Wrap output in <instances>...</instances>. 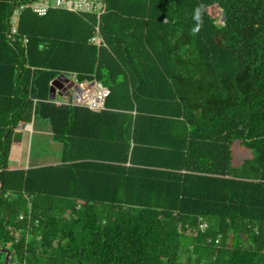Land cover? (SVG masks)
I'll list each match as a JSON object with an SVG mask.
<instances>
[{
    "label": "trees",
    "instance_id": "1",
    "mask_svg": "<svg viewBox=\"0 0 264 264\" xmlns=\"http://www.w3.org/2000/svg\"><path fill=\"white\" fill-rule=\"evenodd\" d=\"M29 1L0 0L9 264H264V0L27 7L12 33ZM63 73L109 87L105 108L51 101ZM36 119L61 161L9 168L15 128ZM235 140L253 152L240 165Z\"/></svg>",
    "mask_w": 264,
    "mask_h": 264
},
{
    "label": "built area",
    "instance_id": "2",
    "mask_svg": "<svg viewBox=\"0 0 264 264\" xmlns=\"http://www.w3.org/2000/svg\"><path fill=\"white\" fill-rule=\"evenodd\" d=\"M27 7L39 15H45L51 8L56 7L67 10L93 12L100 16L106 10V2L104 0H31L29 2H24L16 6L10 15L9 20L12 33L18 31L21 11ZM91 40L97 45L101 44L102 37L98 30L94 36H92ZM25 41H27V38ZM68 76H72L74 79H68V82L60 87L61 89L58 88L59 92H62L61 90L64 88L71 89L72 94L67 103L86 106L94 111H99L105 108L106 99L111 92L109 87L96 78L79 80L75 74H70ZM57 104L61 103L59 102ZM207 227V221L200 223V228L202 230Z\"/></svg>",
    "mask_w": 264,
    "mask_h": 264
},
{
    "label": "rangeland",
    "instance_id": "3",
    "mask_svg": "<svg viewBox=\"0 0 264 264\" xmlns=\"http://www.w3.org/2000/svg\"><path fill=\"white\" fill-rule=\"evenodd\" d=\"M54 1V0H52ZM219 8L217 5H213L211 7V12L215 16H218L219 14ZM68 79L73 80L74 78L72 76H68ZM72 91L70 88H68L66 91L60 93H57V99L63 102H67L71 97ZM43 121V120H42ZM34 122H39V119H36L32 121L33 126ZM44 122V121H43ZM46 123V122H45ZM22 127V126H21ZM33 133V132H32ZM32 141V134H31V140L28 141V149L25 150L24 156H26L27 160L31 159V161L36 160H42V161H49V159H59L61 157V145L59 143L52 142L54 144L51 145V140H48L46 137L44 138L41 136L39 138L38 134L35 133L33 136V142ZM21 148L18 147V144L14 147V153L12 157L10 158V165H16V158L17 156L20 157ZM233 149V163L235 165H240L241 162L247 158L251 157L253 155V152L250 149H247L244 147L239 140H235L232 145ZM31 150V152H30ZM5 260V257H4Z\"/></svg>",
    "mask_w": 264,
    "mask_h": 264
},
{
    "label": "crops",
    "instance_id": "4",
    "mask_svg": "<svg viewBox=\"0 0 264 264\" xmlns=\"http://www.w3.org/2000/svg\"><path fill=\"white\" fill-rule=\"evenodd\" d=\"M68 81L67 79H60L58 81V83L60 85H64L66 84ZM61 86V87H62ZM61 89V88H59ZM67 89L64 88L61 91L64 92ZM58 89L55 93V97L53 99L50 98L51 101H54L55 103H67V102H63L57 99V93H58ZM60 92V93H62ZM22 126V127H21ZM33 132V133H32ZM37 133L39 138H41V136H43L44 138L46 137L48 140H51V145L54 144L52 142L55 143H59L57 141H54L52 138V131L50 129L49 124L43 122L42 120H39V122H34V126L32 122H22L19 124L18 127L15 128V132H14V137H13V142L11 145V150H10V155H9V168L11 169H16V168H28L31 166H39V165H44V164H50V163H58L61 161V157L60 160L59 159H49V161H42L40 160H36V161H31V159L27 160L26 156H24L25 150L28 149V141L31 140V134H32V141L31 144L33 142V136L34 134ZM18 144V147L21 148V153H20V157L17 156L16 158V165H10V158L13 155V151H14V147L15 145ZM61 145V143H59ZM31 152V150H30Z\"/></svg>",
    "mask_w": 264,
    "mask_h": 264
},
{
    "label": "water",
    "instance_id": "5",
    "mask_svg": "<svg viewBox=\"0 0 264 264\" xmlns=\"http://www.w3.org/2000/svg\"><path fill=\"white\" fill-rule=\"evenodd\" d=\"M63 78L67 79L68 76L63 73V74L57 76V78L52 82L51 88H50V95H49L51 99H53L55 97V93H56L57 89L62 86L58 83V81L60 79H63ZM0 251L6 252L5 262H6V264H9L10 250L8 248H5V247H0Z\"/></svg>",
    "mask_w": 264,
    "mask_h": 264
},
{
    "label": "clouds",
    "instance_id": "6",
    "mask_svg": "<svg viewBox=\"0 0 264 264\" xmlns=\"http://www.w3.org/2000/svg\"><path fill=\"white\" fill-rule=\"evenodd\" d=\"M67 75V74H66ZM68 76V75H67ZM67 80H68V78H67Z\"/></svg>",
    "mask_w": 264,
    "mask_h": 264
}]
</instances>
